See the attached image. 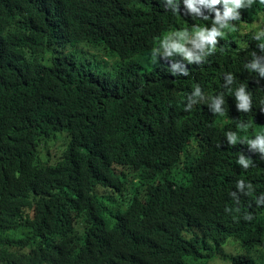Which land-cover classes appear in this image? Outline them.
I'll return each instance as SVG.
<instances>
[{
    "label": "trees",
    "instance_id": "16d2710c",
    "mask_svg": "<svg viewBox=\"0 0 264 264\" xmlns=\"http://www.w3.org/2000/svg\"><path fill=\"white\" fill-rule=\"evenodd\" d=\"M194 6L0 0V264H264V152L239 135L264 128V0H242L214 45L187 43L191 58L165 55L166 35L225 11ZM83 43L112 70L69 53Z\"/></svg>",
    "mask_w": 264,
    "mask_h": 264
},
{
    "label": "clouds",
    "instance_id": "9594fccd",
    "mask_svg": "<svg viewBox=\"0 0 264 264\" xmlns=\"http://www.w3.org/2000/svg\"><path fill=\"white\" fill-rule=\"evenodd\" d=\"M171 4L172 0H168ZM187 7L192 10V12H197L198 9L194 6L195 0H184ZM199 3H207L209 5L223 4L225 11L223 16L216 13V18L214 21V26L211 30H207L205 27L196 28L191 32V38L187 29L182 31H176L169 33L160 41V47L165 49V55H171L173 52L182 54L185 57L191 58L192 53L185 47L187 43H192L196 48H202L205 44L214 45L216 43L217 36L223 35V33L215 25H219V28L228 27V20L235 18V9L242 6V0H198ZM173 12L178 11V5L174 4ZM207 19V17H205ZM252 69H257L262 75H264V67H259L257 64L253 63L251 65ZM229 82H231V77H229ZM196 95H199V89H196ZM236 97L238 100V108L247 111L249 108V97L245 94L244 88L240 87L236 90ZM215 111L223 114L220 109L219 102L214 105ZM228 140L235 144L237 142V136L231 132L226 133ZM248 143L252 144L254 147H259L261 152H264V134L256 135L255 140H248ZM238 163L244 168L249 166V160H246L243 156H240ZM243 182L237 184V187H241Z\"/></svg>",
    "mask_w": 264,
    "mask_h": 264
},
{
    "label": "rangeland",
    "instance_id": "374dc122",
    "mask_svg": "<svg viewBox=\"0 0 264 264\" xmlns=\"http://www.w3.org/2000/svg\"><path fill=\"white\" fill-rule=\"evenodd\" d=\"M262 22L263 21H258L254 25L248 28L244 27L242 29V34L259 30L260 24ZM243 25L245 26L246 24ZM241 43L244 44L245 40L244 41L241 40ZM68 50L69 53H73L79 57L78 60L80 63H87L85 65L88 68L99 71L100 73L110 72L112 70L113 64L117 62L116 58H112L108 55H105V62L102 64V66L99 63L96 64L88 63L93 53H99L100 50H95L91 45L86 43L71 46V48ZM253 134L255 135L264 134V128L263 127L260 128L258 126L257 127L244 126L241 127L239 131V135L244 138H248ZM66 142H67V135L65 133L59 134L57 137L51 138V140L43 146V150L41 151V158L49 162L52 161L55 157H57L61 153V151L64 148H66Z\"/></svg>",
    "mask_w": 264,
    "mask_h": 264
},
{
    "label": "bare ground",
    "instance_id": "6f19581e",
    "mask_svg": "<svg viewBox=\"0 0 264 264\" xmlns=\"http://www.w3.org/2000/svg\"><path fill=\"white\" fill-rule=\"evenodd\" d=\"M240 69V68H239ZM162 176V175H161Z\"/></svg>",
    "mask_w": 264,
    "mask_h": 264
}]
</instances>
